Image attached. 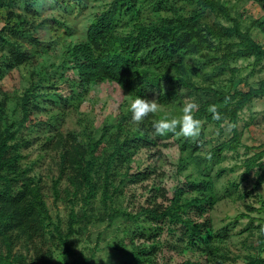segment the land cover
<instances>
[{"label":"trees","instance_id":"obj_1","mask_svg":"<svg viewBox=\"0 0 264 264\" xmlns=\"http://www.w3.org/2000/svg\"><path fill=\"white\" fill-rule=\"evenodd\" d=\"M70 1L56 0L63 4ZM142 1L111 0L91 19L86 40L72 45L69 57L64 56V66L71 68L74 74L71 86L84 91L90 85L112 81L134 99L158 93V100L163 105L174 108V100L178 102L179 95L173 89L162 91L165 83L178 81L186 87L212 91L217 99L199 104L195 118L215 123L230 120L234 125L232 135L218 142L213 154L220 157L226 151L237 152L242 143L238 127L240 113L251 100L264 95V78L259 80L258 86L247 90L202 86L194 79L216 80L227 70L235 73L239 69L232 67L231 61L244 57H253V63L264 69V45L253 37L249 28L243 27L240 18L232 14L224 0H188L194 5L190 13L176 7L173 4L175 0H159L157 13L166 8L173 9V13L152 22L142 17L145 7ZM37 2L0 0V8L19 3L25 11H30ZM207 11L224 17L231 24L207 21ZM6 19L10 20V16ZM253 24L264 32V20L257 18ZM19 26L9 23L0 28V54H3L0 57V78L4 72L2 64L18 66L31 58V50L25 46L26 43L34 46L40 43L33 33ZM52 88L54 91L49 94L37 91V86L26 88L18 96L22 111L18 121L6 118V100L0 99V264H73L69 257L70 239L82 219L90 216V207L99 194L106 206L108 202L112 204L114 195L121 192L123 186L149 179L152 171L148 166L133 168L129 162L141 149L151 152L155 148L160 149L161 145L168 146L179 133L177 128L176 134L153 135L152 123L171 118V115L160 110L136 124L131 120L130 107L120 110L112 142L106 141L111 137L108 135L109 124L103 127L97 138L88 135V139H83L71 131L64 133L58 124L60 116L65 113L63 107L59 111L57 108L49 111L48 119L43 122H36L32 117L35 110L45 108L42 102L48 107L69 103L67 96L55 90L57 86ZM212 104L217 105L221 113L219 121L213 120L207 111ZM177 112L180 114L182 111ZM175 114L173 112V118H178ZM44 124V148L54 149L59 154V175L53 182L55 198L61 194L60 181L65 177L69 182L65 192L71 209L65 229L59 223L54 229L50 228L52 216L41 180L22 161V150L34 140L30 135ZM23 128L28 130L27 136L23 134ZM247 148L254 149V152L247 155L243 164L246 171L256 169L254 186L258 188L264 182V144ZM124 166L126 168L121 173L119 167ZM118 174L123 176L119 181L116 180ZM162 189L151 187L148 197L140 203L138 214L145 222L138 225L137 235L134 233L130 239H157L158 232L168 225L170 229L180 231L178 238L181 242L198 244L208 255L218 254L217 241L226 238L228 233L216 231L206 219H200L217 197L211 191L212 181L206 178L186 180L171 195ZM79 196L83 200L82 214L75 209ZM262 220L264 222V217ZM46 239L62 247L60 261L48 256L47 252L43 253L41 244ZM259 239L264 243L263 235ZM143 250L144 253L150 252L149 248ZM90 259L91 256H85L83 264H90ZM243 264H264V256Z\"/></svg>","mask_w":264,"mask_h":264},{"label":"rangeland","instance_id":"obj_2","mask_svg":"<svg viewBox=\"0 0 264 264\" xmlns=\"http://www.w3.org/2000/svg\"><path fill=\"white\" fill-rule=\"evenodd\" d=\"M110 1L71 0L63 4L56 0H38L30 11H25L19 3L13 7L0 8V28L9 23L18 24L40 40L38 46L25 44L32 54L28 61L13 67L1 65L4 72L0 78V99L6 100L4 111L9 121H18L21 118L18 96L26 88L37 86V91H47L49 94L53 93L52 86L55 85L58 93L70 99L69 103L48 107L47 103L42 102L41 105L45 108L35 110L32 114L33 120L43 122L48 119L49 111H55L56 108V111H59L63 107L65 113L60 116L58 123L62 132L71 131L83 139H88V135L97 138L101 135L103 127L109 124L108 135L111 137L106 141L112 142L113 132L116 130L114 124L119 112L129 108L134 98L112 81L90 85L84 91L71 86L73 70L64 66V56L69 57L70 47L86 40V31L91 19ZM158 1H142L145 6L142 13L144 20L152 22L163 15L173 13V9L167 8L157 13ZM224 1L230 6L232 14L240 18L243 27L249 28L253 37L264 45V32L253 24L257 18L264 20V0ZM173 4L185 13H190L194 8L188 0H175ZM8 16L10 20L6 19ZM206 16L207 21L216 20L231 24L211 11H207ZM2 55L0 54V57ZM253 62V57L232 60L230 65L237 67V72L227 70L216 80L204 81L198 77L194 80L202 86L247 90L251 86H258L259 80L264 78V69ZM169 89L179 95L178 102L174 100L175 108L163 105L158 100V93L147 98L157 99L161 105L160 110L169 113L171 118L174 117L173 112H176L175 117L182 115V112L177 114V111H181L186 101L192 100L199 105L206 100L217 99L212 91L186 87L178 81L163 84L162 91ZM200 120L203 127L198 138H186L178 133L175 136L176 142L172 141L168 146L161 145L160 149L155 148L151 152L141 149L133 156L129 163L133 168L148 166L152 171L149 179L123 186L121 192L114 195L112 204L108 202L106 206L99 194L90 207V216L82 219L77 225V232L70 239L69 257L73 264H83L85 256H91L90 264H183L187 261L190 264H243L250 259L264 256V243L259 239V229L264 226V182L255 188L256 169L246 171L243 164L247 155L254 152V149L247 147H260L264 144V95L251 100L240 113L238 127L242 143L237 152L226 151L220 157L215 156V145L232 135V129L226 130L225 121L215 123L205 118ZM226 121L232 125L230 120ZM38 128L39 126L35 133L30 135L34 139L31 145L22 150V161L31 168V173L41 180L52 216L50 228L54 229L59 223L65 229L71 209L65 192L69 182L65 177L60 181L61 194L55 198L53 182L59 175V154L54 149L44 148L45 124ZM27 131L23 128V134L26 136ZM125 168L126 166L119 167V171L122 173ZM122 177L118 174L116 180L119 181ZM202 178L212 181L211 191L217 197L212 207L200 219H206L214 230L228 233L226 238L217 241L218 254L208 255L198 244L181 242L178 238L180 231L170 229L168 225L158 232L157 239H130L136 234L138 225L145 222L138 214V209L151 192V187L155 190L163 188L162 190L171 195L175 188L186 180ZM82 204L83 200L79 196L75 204L79 214L83 213ZM41 246L43 253L47 252L48 256L51 255L56 261L61 260L62 247L52 244L49 239ZM146 248H149L150 252L144 253L143 249Z\"/></svg>","mask_w":264,"mask_h":264},{"label":"clouds","instance_id":"obj_3","mask_svg":"<svg viewBox=\"0 0 264 264\" xmlns=\"http://www.w3.org/2000/svg\"><path fill=\"white\" fill-rule=\"evenodd\" d=\"M161 108L157 99L146 97H136L130 103L131 120L136 124L142 123L151 114L157 113ZM199 110V105L192 100L186 101L182 106V115L178 118H168L156 120L152 123L153 135L164 136L168 133H179L186 138H198L201 135L203 122L195 118L194 113ZM207 111L211 113L213 120H221L222 116L215 104L209 105ZM226 130L231 131L234 125L228 124ZM259 234L264 235V226L259 229Z\"/></svg>","mask_w":264,"mask_h":264}]
</instances>
